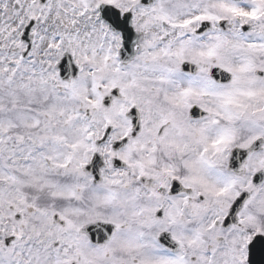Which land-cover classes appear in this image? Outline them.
<instances>
[{
    "label": "snow or ice",
    "instance_id": "6c2138e0",
    "mask_svg": "<svg viewBox=\"0 0 264 264\" xmlns=\"http://www.w3.org/2000/svg\"><path fill=\"white\" fill-rule=\"evenodd\" d=\"M0 264H264V0H0Z\"/></svg>",
    "mask_w": 264,
    "mask_h": 264
}]
</instances>
